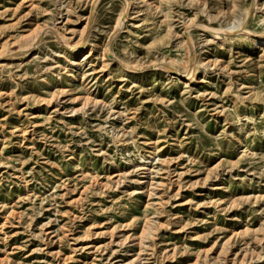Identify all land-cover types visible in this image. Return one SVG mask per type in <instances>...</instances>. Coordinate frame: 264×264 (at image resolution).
Segmentation results:
<instances>
[{
  "label": "rangeland",
  "instance_id": "1",
  "mask_svg": "<svg viewBox=\"0 0 264 264\" xmlns=\"http://www.w3.org/2000/svg\"><path fill=\"white\" fill-rule=\"evenodd\" d=\"M260 38L264 0H0V264H264Z\"/></svg>",
  "mask_w": 264,
  "mask_h": 264
},
{
  "label": "bare ground",
  "instance_id": "2",
  "mask_svg": "<svg viewBox=\"0 0 264 264\" xmlns=\"http://www.w3.org/2000/svg\"><path fill=\"white\" fill-rule=\"evenodd\" d=\"M61 17V16H60ZM204 28V27H203ZM204 31V30H203ZM209 32V31H208ZM218 35V34H217ZM257 43H260L259 45H262V44H264V38H260L258 41H256ZM262 43V44H261ZM107 49V48H106ZM75 53H77V51L75 52ZM103 55V57H104V53L102 54ZM106 55V54H105ZM190 55V54H189ZM104 59V58H103ZM126 68H128V67H126ZM125 68V69H126ZM165 68V67H164ZM131 69H133V68H131ZM136 69V68H135ZM167 69V68H166ZM133 71V70H132ZM168 71H172L173 72V69H169ZM135 72V71H134ZM191 74H192V69H190V70H188V72L186 73V74H184V75H179L178 74V78L179 79H181L183 82H189L190 81V77H191Z\"/></svg>",
  "mask_w": 264,
  "mask_h": 264
}]
</instances>
